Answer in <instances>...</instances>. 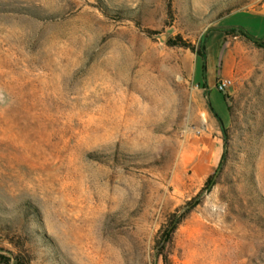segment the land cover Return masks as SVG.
<instances>
[{
  "label": "rangeland",
  "instance_id": "rangeland-1",
  "mask_svg": "<svg viewBox=\"0 0 264 264\" xmlns=\"http://www.w3.org/2000/svg\"><path fill=\"white\" fill-rule=\"evenodd\" d=\"M256 38L264 0H0V264H264Z\"/></svg>",
  "mask_w": 264,
  "mask_h": 264
},
{
  "label": "crops",
  "instance_id": "crops-1",
  "mask_svg": "<svg viewBox=\"0 0 264 264\" xmlns=\"http://www.w3.org/2000/svg\"><path fill=\"white\" fill-rule=\"evenodd\" d=\"M203 83H204V87H202V89L203 90L208 89L209 83H207V81L205 79L203 80ZM207 119H208V122L211 124L212 129L215 131V133L217 135H219V133H220V130H219L220 119L212 108H210V111H208Z\"/></svg>",
  "mask_w": 264,
  "mask_h": 264
},
{
  "label": "built area",
  "instance_id": "built-area-1",
  "mask_svg": "<svg viewBox=\"0 0 264 264\" xmlns=\"http://www.w3.org/2000/svg\"><path fill=\"white\" fill-rule=\"evenodd\" d=\"M232 84L231 78L228 77H219L216 82V87L221 91H226L228 87ZM199 133L201 132V129L197 130Z\"/></svg>",
  "mask_w": 264,
  "mask_h": 264
},
{
  "label": "trees",
  "instance_id": "trees-1",
  "mask_svg": "<svg viewBox=\"0 0 264 264\" xmlns=\"http://www.w3.org/2000/svg\"><path fill=\"white\" fill-rule=\"evenodd\" d=\"M255 41H256V43H257L259 46L264 47V40H261V39H259V38H256ZM201 55L205 56V54H201ZM211 108H212V107H211ZM212 109H213V108H212ZM219 119H220V118H219ZM220 121H221V119H220ZM176 225H177L176 223H172V225L170 226V228L167 230V232H166V234H165V237H164V239H163L164 243H167V242L170 241V239H171V234H172L173 231L175 230Z\"/></svg>",
  "mask_w": 264,
  "mask_h": 264
},
{
  "label": "bare ground",
  "instance_id": "bare-ground-1",
  "mask_svg": "<svg viewBox=\"0 0 264 264\" xmlns=\"http://www.w3.org/2000/svg\"><path fill=\"white\" fill-rule=\"evenodd\" d=\"M205 115H208V112H206V114Z\"/></svg>",
  "mask_w": 264,
  "mask_h": 264
}]
</instances>
